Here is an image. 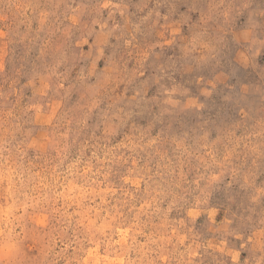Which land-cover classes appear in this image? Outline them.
<instances>
[{
  "label": "rangeland",
  "instance_id": "374dc122",
  "mask_svg": "<svg viewBox=\"0 0 264 264\" xmlns=\"http://www.w3.org/2000/svg\"><path fill=\"white\" fill-rule=\"evenodd\" d=\"M0 264H264V0H0Z\"/></svg>",
  "mask_w": 264,
  "mask_h": 264
}]
</instances>
